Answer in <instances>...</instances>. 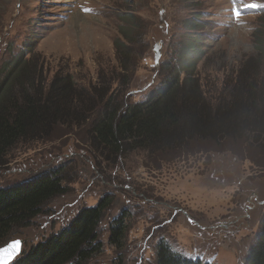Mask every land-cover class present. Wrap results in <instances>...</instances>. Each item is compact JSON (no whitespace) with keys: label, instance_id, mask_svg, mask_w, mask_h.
I'll return each instance as SVG.
<instances>
[{"label":"rangeland","instance_id":"374dc122","mask_svg":"<svg viewBox=\"0 0 264 264\" xmlns=\"http://www.w3.org/2000/svg\"><path fill=\"white\" fill-rule=\"evenodd\" d=\"M125 12L142 27L136 41L124 44L129 68L121 72L114 42L122 39ZM34 42L48 81L68 73L94 104L104 93L122 107L160 87L191 44L199 52L202 92L226 102L237 77L264 80V0H0V67ZM88 142L73 123L9 153L0 187L59 170L67 191L46 201L0 247L21 240L22 253L110 195L98 230L104 247L86 264H116L118 255L121 264H155L160 238L189 259L243 264L264 221V150L219 138L108 161ZM124 210L127 231L117 251L107 244L108 227Z\"/></svg>","mask_w":264,"mask_h":264},{"label":"trees","instance_id":"16d2710c","mask_svg":"<svg viewBox=\"0 0 264 264\" xmlns=\"http://www.w3.org/2000/svg\"><path fill=\"white\" fill-rule=\"evenodd\" d=\"M121 19L122 39L114 44L120 71L126 72L130 52L124 44L136 41L142 26L133 24L131 13H122ZM35 45L0 67V165L16 146L73 123L84 129L92 151L110 161L130 152L156 154L219 138L246 140L264 150V80L237 77L226 102L206 96L195 75L199 52L191 44L160 87L144 100L123 107L104 93L94 104L68 73L59 72L48 81L43 63L33 53ZM127 81L123 77L120 84L125 86ZM62 182L61 171L53 170L0 187V245L14 228L28 226L46 201L67 191ZM111 204L112 197L104 195L94 206L82 207L66 227L30 246L11 264H86L104 247L98 230ZM127 220L124 210L109 223L107 244L117 251L124 246ZM153 252L155 264H211L186 258L163 238ZM117 260L121 264L120 255ZM243 264H264V221Z\"/></svg>","mask_w":264,"mask_h":264},{"label":"water","instance_id":"95a60500","mask_svg":"<svg viewBox=\"0 0 264 264\" xmlns=\"http://www.w3.org/2000/svg\"><path fill=\"white\" fill-rule=\"evenodd\" d=\"M157 58H158V55L155 54L154 59L156 63H157ZM14 241L22 242L21 240H14ZM14 241H11L7 243L6 245L0 247V264H11L20 257L21 253L19 252L18 255H15L14 258H12L14 253L9 251L13 247L12 242Z\"/></svg>","mask_w":264,"mask_h":264},{"label":"snow or ice","instance_id":"6c2138e0","mask_svg":"<svg viewBox=\"0 0 264 264\" xmlns=\"http://www.w3.org/2000/svg\"><path fill=\"white\" fill-rule=\"evenodd\" d=\"M21 243L22 242H20V241H14V242H12L13 247L9 250L10 252L14 253V255H13L12 258H14L15 255H18L19 254L20 247H21Z\"/></svg>","mask_w":264,"mask_h":264}]
</instances>
